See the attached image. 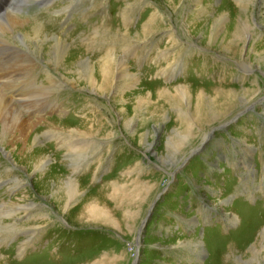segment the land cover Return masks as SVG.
Here are the masks:
<instances>
[{"label": "rangeland", "instance_id": "rangeland-1", "mask_svg": "<svg viewBox=\"0 0 264 264\" xmlns=\"http://www.w3.org/2000/svg\"><path fill=\"white\" fill-rule=\"evenodd\" d=\"M10 2L0 0V23L14 29L0 32V90L36 126L31 146L0 141V221L9 228L0 264H264V0ZM19 32L39 34L31 47L41 60L18 44ZM52 39L70 43L69 68L94 65L99 85L75 70V86L59 77L38 98ZM110 56L131 82L104 84L102 60L109 80L117 72Z\"/></svg>", "mask_w": 264, "mask_h": 264}, {"label": "bare ground", "instance_id": "bare-ground-1", "mask_svg": "<svg viewBox=\"0 0 264 264\" xmlns=\"http://www.w3.org/2000/svg\"><path fill=\"white\" fill-rule=\"evenodd\" d=\"M13 1L14 0H11V4L13 3ZM239 1H241V0H239ZM19 4H20V2H18ZM242 3V2H241ZM10 4V5H11ZM243 4V3H242ZM250 4V3H249ZM5 7V5H3V3H2V5H0V7ZM241 6V5H240ZM244 7V6H243ZM204 9V8H203ZM3 9L1 8L0 9V18H1V16H2V13H1V11H2ZM8 10V9H7ZM247 10V9H246ZM10 13V12H9ZM203 13V12H202ZM209 15V14H208ZM243 15V14H242ZM207 16V15H206ZM3 17V16H2ZM225 17V16H224ZM244 17V16H243ZM6 18V17H5ZM220 18V17H219ZM3 19V18H2ZM15 19V18H14ZM226 19V18H225ZM229 20V19H228ZM242 20V19H241ZM10 21V20H9ZM30 21V20H29ZM1 22V21H0ZM3 23V22H2ZM23 24L24 25V23L25 22H19V24ZM217 23V22H216ZM221 23V22H220ZM236 23V22H235ZM235 23H234V25H235ZM245 24V23H244ZM189 26V25H188ZM217 26H218V23H217ZM228 27V26H227ZM233 27H235V26H233ZM238 27V26H237ZM251 27V26H250ZM215 29V28H214ZM12 30H14V29H12V21H10L5 27L4 26H2L1 25V23H0V32H3L4 31V33L5 32H7V33H12ZM18 30V29H17ZM250 30V29H249ZM34 31V30H33ZM251 31V30H250ZM226 32V31H225ZM22 33V32H21ZM20 32L19 33H14L15 35V37H16V39H17V42H18V44L19 45H24V46H26V48H27V50L28 51H30V52H32L33 54H34V56L36 57V58H39V56L40 57H42V55L40 54V52L38 51V49H37V46H36V48H33V46L31 47V45L33 44V45H37L36 44V41H38V42H42V39H40L41 37L39 36V34H37L36 32H34V34L32 35V34H29L28 35V37L27 36H25V35H23V34H21ZM26 33V32H25ZM147 33V32H146ZM213 33V32H212ZM215 33V32H214ZM239 33V32H238ZM236 34V33H235ZM82 35V34H81ZM244 35V34H243ZM242 35V36H243ZM262 35V34H261ZM4 36V35H3ZM225 36V35H224ZM214 37V36H213ZM2 40V39H1ZM3 41V40H2ZM52 42L54 43V44H52L53 46H49L50 48H51V50H50V53L48 54L50 57H48L49 59L48 60H46V63H45V61H43L45 64H47L49 67V69L50 70H48L47 71V76L49 77L48 79H49V86L48 87H44V86H41L40 87V90L42 89L43 90V92H41L42 94H40V96L38 95V98H43V97H46L47 95H50L52 92H55V86L57 85V79L60 77L61 78V80L59 81V82H61V81H65V82H68L70 85H74L75 84V80H74V74H75V70H77L80 74L82 73L83 75V77H85V79L86 80H88V82L89 83H87L90 87H96V86H98L99 84L95 81V79H94V77H93V75H92V73H93V69H94V65H92L89 61H87V60H83V61H80L79 63H77L76 65H75V67H74V69H72V68H69L70 66H69V63H68V59L70 58V57H72V56H68L69 54H68V51H69V48L68 47H66L67 45H69L70 43H68L67 41H60V40H58V39H52ZM238 42V41H237ZM227 43V42H226ZM42 44V43H41ZM229 44V43H228ZM208 47H210V46H208ZM223 47V46H222ZM211 48V47H210ZM227 48V47H226ZM229 49V48H228ZM230 50V49H229ZM42 51V50H41ZM31 53V54H32ZM32 54V55H33ZM229 54V53H228ZM111 57V59H112V61L115 63V65H116V69H117V72L113 75L112 74V76H114V79L113 80H109V78H110V76H109V74L111 75V72L112 71H110V73L109 72H107V68H106V66H103V65H109V63H108V61H109V59L108 60H102L103 62H102V64H101V72H102V78H103V82H104V84H107L108 83V81H110L109 83H111V82H113L114 80H115V78L116 77H118V78H122V77H127V76H129L130 77V81L128 80V82H131L132 80H133V78H134V76L132 75V74H129V73H127L126 72V69H128V68H125L126 67V64L125 63H117L114 59V56H110ZM3 58V57H2ZM43 58V57H42ZM46 58V57H45ZM73 58V57H72ZM85 58H87V57H85ZM102 58V57H101ZM101 58H100V60H101ZM107 58V57H106ZM40 59V58H39ZM117 59V58H116ZM29 60V59H28ZM37 60V59H36ZM41 60V59H40ZM63 60H65V62H63ZM70 60V59H69ZM100 60H98V62L100 61ZM26 62V61H25ZM72 62V61H71ZM92 62V61H91ZM120 62V61H119ZM239 62H240V60H239ZM1 63V62H0ZM20 63V62H19ZM30 63V62H29ZM63 63V64H62ZM107 63V64H106ZM26 64V63H25ZM32 64H34V62L32 63ZM241 64V63H240ZM242 64H244V66H246V67H248L249 68V66L247 65V64H245V62H243ZM97 65V64H96ZM24 66V65H23ZM26 66V65H25ZM37 66V65H36ZM113 66V65H112ZM111 66V67H112ZM6 67V66H5ZM47 67V66H46ZM45 67V68H46ZM24 68V67H23ZM98 68V67H97ZM26 69H27V67H26ZM35 69V68H34ZM114 69V68H113ZM111 70V69H110ZM122 70V75H119L120 73V71ZM249 70V69H248ZM3 71H4V69H3ZM23 71H27V70H23ZM33 71V70H32ZM114 71V70H113ZM31 72V71H30ZM79 73H77L76 72V74H79ZM99 73V72H98ZM29 74V73H28ZM54 76H53V75ZM75 74V75H76ZM10 75V74H9ZM25 75V74H24ZM118 75V76H117ZM80 76V75H79ZM19 77H20V75H19ZM78 77V76H77ZM82 77V78H83ZM128 77V78H129ZM12 78V77H11ZM29 78V77H28ZM28 78H25V80L26 79H28ZM101 78V77H100ZM7 79V78H6ZM22 79V78H21ZM79 79V78H78ZM11 80V79H10ZM20 80V79H19ZM59 80V79H58ZM135 80H137V78L135 79ZM3 81V80H2ZM9 81V80H8ZM17 81V80H16ZM22 81V80H21ZM28 81V80H27ZM30 81V80H29ZM28 81V82H29ZM34 81V80H33ZM74 81V82H73ZM97 81H98V79H97ZM73 82V83H72ZM101 82V81H100ZM127 82V81H126ZM6 83V82H5ZM11 83V82H10ZM108 83V84H109ZM253 83H254V81H253ZM258 83V82H257ZM21 84V83H20ZM114 84V83H113ZM251 84V83H250ZM255 84V83H254ZM28 85V84H27ZM8 86V85H7ZM10 86V85H9ZM14 86H16V85H14ZM19 86V85H18ZM21 86V85H20ZM63 86V85H62ZM75 86V85H74ZM73 86V87H74ZM110 86H112V85H110ZM109 86V87H110ZM254 86V85H253ZM38 87V86H37ZM58 87V86H57ZM60 87V86H59ZM106 87V86H105ZM188 87V86H187ZM256 87V86H255ZM17 88V87H16ZM25 88H26V86H25ZM24 88V89H25ZM71 88V87H70ZM98 88V87H97ZM111 88V87H110ZM103 89H104V87H103ZM176 89V88H175ZM9 90V89H8ZM199 90V89H198ZM223 90H225L224 88H223ZM228 90V89H227ZM13 91V90H12ZM39 91V90H38ZM104 91V90H103ZM176 91V90H175ZM8 92V91H7ZM28 92V91H27ZM232 92V91H231ZM31 93H32V91H31ZM57 94V93H56ZM205 94V93H204ZM204 94H199V96H198V98H197V100H198V102H200L202 99H203V97H204ZM20 95V94H19ZM29 95V94H28ZM35 95V94H34ZM179 95L181 96V98H182V100L183 99H186V95H185V92H183V90H179ZM17 96V95H16ZM16 96H14V97H16ZM10 97V96H9ZM12 97V96H11ZM18 97V96H17ZM16 97V98H17ZM22 97V96H21ZM28 97V96H27ZM29 97H30V95H29ZM231 97V96H230ZM13 98V97H12ZM19 98V97H18ZM23 98V97H22ZM21 98V99H22ZM26 98V97H25ZM173 98V97H172ZM14 99V98H13ZM34 99H36V98H34ZM205 99V98H204ZM45 100V99H44ZM196 100V101H197ZM11 101H13V100H11ZM10 101V99L8 98V97H6V95L3 93V91L2 90H0V141L1 142H3V143H1V146H5V145H7V146H13V144L16 142V144H22V146L23 147H28V146H31V143L29 144V136L32 134V132L34 131V127L33 126H36V122H28V121H26V119H24L23 117H22V115L18 112V110L14 107V105L12 104V102ZM55 101V100H54ZM22 102V101H21ZM31 102V101H30ZM33 102V101H32ZM125 102V101H124ZM40 101L38 100V101H36V105H34V108H36L37 107V105L39 106L40 105ZM22 105V104H21ZM21 107V106H20ZM28 107V106H27ZM30 107V106H29ZM45 107V106H44ZM37 108H39V107H37ZM36 108V109H37ZM41 108V107H40ZM39 108V109H40ZM21 109V108H20ZM26 109V108H25ZM29 109H31V107L29 108ZM24 110V109H23ZM35 110V109H34ZM26 111V110H25ZM27 112V111H26ZM238 117V116H237ZM32 120V119H31ZM30 120V121H31ZM134 123V122H133ZM98 124V123H97ZM189 125V124H188ZM99 126V125H98ZM75 130V129H74ZM67 131V130H66ZM70 131V130H69ZM179 131H180V129H179ZM56 132V131H55ZM68 132V131H67ZM75 132H76V130H75ZM176 132V131H175ZM49 133V132H48ZM69 134H71V132L69 133ZM80 135V134H79ZM84 135V134H83ZM182 135H184V134H182ZM81 136V135H80ZM192 136V135H191ZM206 136V134L204 135V137ZM203 137V138H204ZM171 138V137H170ZM202 138V139H203ZM173 139V138H172ZM208 139L209 138H206L205 139V141L203 142V144L202 145H205V143H206V141H208ZM35 141V143L36 144H34V145H39L40 147H41V145H40V143L38 142V141H36V140H34ZM178 141V140H177ZM26 142H28V144L26 145L25 143ZM174 142H175V140H174ZM184 142H185V140H184V138L183 137H181V140L179 141V142H177L175 145L176 146H174V147H176L177 148V151L184 145ZM5 144V145H4ZM25 144V145H24ZM171 145V144H170ZM173 147V148H174ZM7 148V147H6ZM6 148H3V149H1V151L4 153L3 155H7V159H8V156H10V153H8V151L6 150ZM18 148V147H17ZM13 149V148H12ZM22 149V148H21ZM26 149V148H25ZM153 149V148H152ZM20 151V150H19ZM27 151V150H26ZM176 151V152H177ZM16 152H18V151H16ZM170 153V152H169ZM194 154V153H193ZM192 154V155H193ZM176 155V154H175ZM11 156H13L12 154H11ZM5 157V156H4ZM28 157V156H27ZM10 159V158H9ZM45 159V160H44ZM42 161H39L38 160V162H36V164L34 165V166H38V167H41V169H42V166H44V165H47V164H45L49 159H48V157L47 158H44ZM50 161V160H49ZM76 161V160H75ZM177 161V160H176ZM185 163V162H184ZM11 166V165H10ZM35 167V168H36ZM12 168V167H11ZM47 169V168H46ZM62 173V172H61ZM55 174V173H54ZM49 175V174H48ZM61 178V177H60ZM59 178V176H57V181L55 180V182L57 183L56 184V188H61V186H62V184H63V182H61V179ZM69 178V177H68ZM52 179V178H51ZM64 179V178H63ZM43 180V179H42ZM45 181V180H44ZM63 181V180H62ZM70 181V180H69ZM69 181H67V182H69ZM21 182V181H20ZM19 182V183H20ZM48 183H49V180L47 181ZM135 182H137V181H135ZM37 183H38V185H39V187H40V190H42V187L40 186V183L41 182H38L37 181ZM138 184V183H137ZM24 185V184H23ZM75 188V187H74ZM118 189V188H117ZM117 189H115L114 191H116ZM62 190V189H61ZM61 190H60V192H61ZM76 190V189H75ZM123 191V190H122ZM134 191V190H133ZM149 191V190H148ZM78 192V191H77ZM128 192V191H127ZM76 193V192H75ZM126 193V192H125ZM118 197L116 196V199H117ZM115 199V200H116ZM1 205L2 204H0V208H1ZM3 206V205H2ZM19 206V205H18ZM30 206V208H35L36 207V205H34V204H30L29 205ZM4 207H7V206H4ZM24 206H19V208H23ZM153 208H154V205H153ZM7 209H8V207H7ZM13 210V209H12ZM17 210V209H16ZM15 211V210H14ZM14 211H4V214H6V215H10V219L11 220H13L14 219V217L16 216V215H14L13 213H14ZM152 211H153V209L151 208L150 209V213H149V215H148V218L146 219V221H147V223L149 222V219H150V216L152 215ZM2 211H0V213H1ZM98 212V211H97ZM97 212H95V211H93L92 212V214H93V216L96 214V216H98V214L99 213H97ZM3 213V212H2ZM19 214V213H18ZM14 215V216H13ZM2 216V215H1ZM95 216V217H96ZM106 216V215H105ZM9 219V220H10ZM16 221V220H15ZM146 221H145V223H146ZM145 223H144V225H143V227H142V229L146 226L145 225ZM17 226V225H16ZM9 228H8V225H6L5 226V224L2 222V221H0V238H5L6 237V233L8 232L7 230H8ZM13 230V229H12ZM11 230V231H12ZM23 230V229H22ZM11 231H9V232H11ZM14 231H16V230H14ZM13 232V231H12ZM139 235H140V237H141V230H140V233H139ZM9 237V236H8ZM139 240H140V238L138 239V244L140 243L139 242ZM201 245V244H200ZM264 247V246H263ZM203 251V250H202ZM255 258V257H254Z\"/></svg>", "mask_w": 264, "mask_h": 264}, {"label": "crops", "instance_id": "crops-1", "mask_svg": "<svg viewBox=\"0 0 264 264\" xmlns=\"http://www.w3.org/2000/svg\"><path fill=\"white\" fill-rule=\"evenodd\" d=\"M213 134L211 133V136H212ZM206 138H209V136L208 137H206ZM239 198V196H236V199H238ZM139 237H140V235L138 234V239H139ZM138 239H137V242H138Z\"/></svg>", "mask_w": 264, "mask_h": 264}, {"label": "water", "instance_id": "water-1", "mask_svg": "<svg viewBox=\"0 0 264 264\" xmlns=\"http://www.w3.org/2000/svg\"><path fill=\"white\" fill-rule=\"evenodd\" d=\"M159 200H160V198H159ZM159 200H158V201H159ZM158 201H156V202L154 203V205H156V204L158 203ZM152 207H153V206H152ZM146 224H147V221H146L145 225H146Z\"/></svg>", "mask_w": 264, "mask_h": 264}, {"label": "flooded vegetation", "instance_id": "flooded-vegetation-1", "mask_svg": "<svg viewBox=\"0 0 264 264\" xmlns=\"http://www.w3.org/2000/svg\"><path fill=\"white\" fill-rule=\"evenodd\" d=\"M238 116V115H237Z\"/></svg>", "mask_w": 264, "mask_h": 264}]
</instances>
